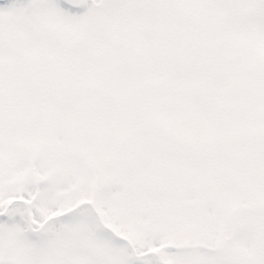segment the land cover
I'll use <instances>...</instances> for the list:
<instances>
[{"label":"snow or ice","instance_id":"6c2138e0","mask_svg":"<svg viewBox=\"0 0 264 264\" xmlns=\"http://www.w3.org/2000/svg\"><path fill=\"white\" fill-rule=\"evenodd\" d=\"M0 264H264V0H0Z\"/></svg>","mask_w":264,"mask_h":264}]
</instances>
